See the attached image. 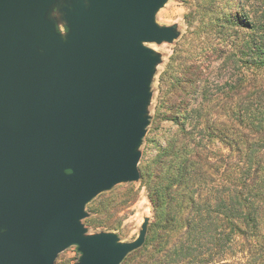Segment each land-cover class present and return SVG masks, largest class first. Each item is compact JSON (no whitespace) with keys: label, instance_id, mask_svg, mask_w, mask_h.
Here are the masks:
<instances>
[{"label":"water","instance_id":"obj_1","mask_svg":"<svg viewBox=\"0 0 264 264\" xmlns=\"http://www.w3.org/2000/svg\"><path fill=\"white\" fill-rule=\"evenodd\" d=\"M168 0H0V264H121L145 242L88 233L86 205L137 182Z\"/></svg>","mask_w":264,"mask_h":264},{"label":"trees","instance_id":"obj_2","mask_svg":"<svg viewBox=\"0 0 264 264\" xmlns=\"http://www.w3.org/2000/svg\"><path fill=\"white\" fill-rule=\"evenodd\" d=\"M245 26L263 42L245 39L235 61L263 65L264 29ZM201 66L185 64L175 90L162 95L158 118L178 131L139 168L153 219L144 244L121 264H264V97L241 76L243 85L204 88L210 106L192 105ZM84 222L91 225V215Z\"/></svg>","mask_w":264,"mask_h":264},{"label":"rangeland","instance_id":"obj_3","mask_svg":"<svg viewBox=\"0 0 264 264\" xmlns=\"http://www.w3.org/2000/svg\"><path fill=\"white\" fill-rule=\"evenodd\" d=\"M156 20L163 25L177 23L180 35L172 43L150 44L161 53L162 61L157 65L151 85L150 123L140 146L139 168L151 163L158 154V144H164L178 131L173 122L158 116L162 95L166 92L170 95L175 90L176 76L185 64L202 65L192 105L210 106L212 101L200 94L204 88L215 92L226 82L243 85L241 76L247 80L248 91L259 90V95L264 97V64L257 66L235 61L244 58L245 39L251 43L253 40L263 42L259 30L251 31L245 25L251 22L264 29V0H168L157 12ZM210 147L225 151L218 142ZM86 211L92 217L91 225L83 220L88 233L113 231L123 241L137 236L145 216L149 217V222L153 219L148 191L139 181L117 184L98 194L87 204ZM104 223L111 228L101 227ZM78 257L76 247L70 246L59 253L55 264H74Z\"/></svg>","mask_w":264,"mask_h":264}]
</instances>
